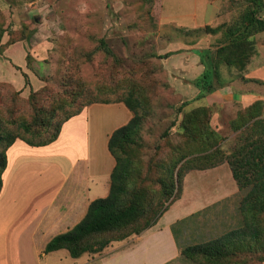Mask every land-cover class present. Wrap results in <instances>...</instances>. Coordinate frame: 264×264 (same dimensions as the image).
I'll return each instance as SVG.
<instances>
[{"label":"rangeland","instance_id":"374dc122","mask_svg":"<svg viewBox=\"0 0 264 264\" xmlns=\"http://www.w3.org/2000/svg\"><path fill=\"white\" fill-rule=\"evenodd\" d=\"M246 5V0H0L1 122L26 136L18 123L31 117L32 92L47 90L66 99L57 116L62 118L91 101L113 103L133 88L146 100L139 131L141 159L158 176L161 163L180 156L176 147L183 146L181 119L195 104L181 111L179 107L198 95L193 82L203 71L189 68L190 63H202L200 50L212 51L223 43L222 34L209 29L232 22ZM260 16L264 18V0ZM256 37H264V32ZM166 53L172 54L159 57ZM220 70L223 81L234 74ZM181 79L186 84L181 85ZM242 109L213 107L210 126L223 138L224 153L238 143L229 123ZM240 199L241 193L177 224L180 252L237 228ZM167 264L199 263L180 254ZM248 264L264 261L254 258Z\"/></svg>","mask_w":264,"mask_h":264},{"label":"trees","instance_id":"16d2710c","mask_svg":"<svg viewBox=\"0 0 264 264\" xmlns=\"http://www.w3.org/2000/svg\"><path fill=\"white\" fill-rule=\"evenodd\" d=\"M246 2L245 9L232 22L209 29L212 34L220 32L223 43L212 51H199L204 70L193 82L198 90L194 101L202 100L223 85L221 67L234 73L231 77L246 80L243 76L245 70L257 54L254 37L264 32V18L260 16L263 0ZM2 35L0 26V44ZM101 42V47L105 48ZM106 51L111 54L108 49ZM170 54L159 57L166 58ZM214 79L216 87L213 86ZM145 101L133 88L114 101L122 102L133 116L127 124L114 130L108 140L109 152L115 160L109 193L104 198L93 200L84 218L71 230L53 237L46 244L44 253L66 250L71 258H78L83 254L100 253L112 242L139 235L157 222L170 204L165 203L179 197L184 173L210 169L226 162L241 193L238 207L240 223L237 228L206 243L182 248L180 254L187 259H195L199 264H248V260L254 258L264 261L260 255L264 253L263 102L256 101L238 111L230 121L229 127L237 132L238 143L229 153L220 148L223 138L210 126L213 107H192L183 114L180 123L178 133L183 138V146L176 147L177 152L181 151L180 156L172 158L170 163H161L157 176L148 162L141 159L143 143L139 140V131L143 113L147 110ZM92 103L111 102L91 101L57 118L68 101L42 90L30 94V119L18 123V128L26 136L5 128L0 119V190L6 151L17 139L30 146L47 145L57 139L63 123ZM189 103H182L180 111ZM187 156L192 157L186 159L175 174L177 166Z\"/></svg>","mask_w":264,"mask_h":264},{"label":"crops","instance_id":"0c3cea01","mask_svg":"<svg viewBox=\"0 0 264 264\" xmlns=\"http://www.w3.org/2000/svg\"><path fill=\"white\" fill-rule=\"evenodd\" d=\"M260 38L264 37H254L257 54L245 70L246 80L231 77L189 104L218 108H246L259 100L264 104V41ZM197 62L189 68L202 72L204 65ZM132 116L122 102L92 103L63 123L53 142L30 146L17 139L7 149L0 190V264H167L180 256L177 224L239 194L226 162L191 170L183 177L179 197L141 234L78 258H71L66 250L45 254L53 237L71 230L93 200L108 195L115 166L108 140Z\"/></svg>","mask_w":264,"mask_h":264}]
</instances>
